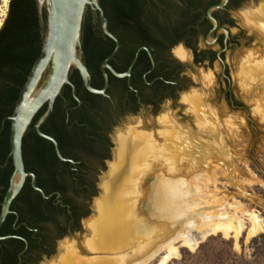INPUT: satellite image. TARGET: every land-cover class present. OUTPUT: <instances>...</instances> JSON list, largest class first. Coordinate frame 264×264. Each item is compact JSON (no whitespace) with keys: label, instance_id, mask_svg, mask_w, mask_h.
<instances>
[{"label":"bare ground","instance_id":"obj_1","mask_svg":"<svg viewBox=\"0 0 264 264\" xmlns=\"http://www.w3.org/2000/svg\"><path fill=\"white\" fill-rule=\"evenodd\" d=\"M2 3L7 6L8 0ZM243 18L264 37V1L255 10H245ZM173 51L181 59L188 58L181 46ZM236 75L240 88L254 100L253 115L264 121V55L247 52ZM210 77L207 74L208 81ZM196 92L183 95L197 116L193 134L181 133L165 113L158 118L161 129L156 138L151 132L137 131V126L118 134L116 161L97 203V216L88 223L86 247L97 254L79 256L73 243L65 242L58 262L51 264H148L156 255L159 259L153 264H166L180 246L195 248L193 232H202L203 237L240 234L244 228L240 217L196 211L200 185L211 181L216 169L234 175L231 151L224 142L225 135L237 137L236 122L228 118L222 130L214 111L207 112V104ZM245 212L250 220L247 235L253 236L263 229V222L257 211Z\"/></svg>","mask_w":264,"mask_h":264},{"label":"trees","instance_id":"obj_2","mask_svg":"<svg viewBox=\"0 0 264 264\" xmlns=\"http://www.w3.org/2000/svg\"><path fill=\"white\" fill-rule=\"evenodd\" d=\"M217 2L219 0H213L207 3L206 7ZM243 2L244 0H229L225 7L236 9ZM117 5L121 12L126 13L123 2H118ZM197 5H200L198 1L189 2V6ZM35 14L32 3L23 4L22 0H10L7 15L0 27V207L13 171L12 159L9 156L10 121L5 120L3 126L1 122L5 116L12 113L20 88L40 52L39 49L25 47L18 49L14 45L30 40V37L26 40L27 35L24 32L37 25ZM107 16L111 19V15L107 14ZM232 24L233 22L229 23V25ZM113 30L111 26L110 31ZM97 34L98 32L93 29L90 15H88L83 24V59L91 75L90 84L93 87L101 88L104 79L99 65L112 51L114 41L109 39V45L102 46ZM116 36L120 47L109 60L116 71L121 72L127 68L135 54V48L143 43L152 48L151 52L155 60L160 58L162 51L156 44L155 35L136 29H125L117 33ZM181 37L182 35L179 34L178 39ZM187 43L190 45L189 41ZM116 56L121 58L122 64H114L113 59ZM146 58L145 51L141 50L136 63ZM169 65L164 63L160 68L166 79L170 77L171 72L163 71V67ZM108 77L109 83L116 79L121 81L120 85L123 89H127L124 78H118L110 72H108ZM69 79L75 86V94L80 100L82 109L108 106L104 102L103 95L91 93L83 86L80 74L76 69L70 73ZM162 84V80H158L155 83V88ZM123 89L121 88V91ZM108 92L113 97V106L120 107L123 98L119 91L107 90V94ZM143 100L146 103L151 101ZM65 101L68 102L67 107L78 103L68 84L62 87L60 94L55 98L52 113L40 126V129L53 136L58 142L61 154L73 158L77 161V166L72 169L69 162L60 160L55 153L53 144L37 134L34 122L45 111L46 104H44L35 114L23 136L22 152L25 169L33 172L36 176L35 184L43 189L46 195H51L47 198L43 197L39 191L32 187L30 177L26 178L22 189L10 205V213L7 214L0 226V236H7L0 239V264H38L43 256H50L54 252L56 241L67 235V227L70 226L72 231L78 229L81 218L89 212L88 203L96 191V182L95 179L87 178L82 171L87 168V165L82 161L84 158L82 151L93 153L95 149L92 145H88L82 136H76V140L69 139L65 124ZM81 113L78 114L81 116L80 122L87 119L84 117V113ZM104 156L105 154L101 153V157ZM88 186H91V191ZM250 245L254 255L263 253L264 231L253 236Z\"/></svg>","mask_w":264,"mask_h":264},{"label":"rangeland","instance_id":"obj_3","mask_svg":"<svg viewBox=\"0 0 264 264\" xmlns=\"http://www.w3.org/2000/svg\"><path fill=\"white\" fill-rule=\"evenodd\" d=\"M263 1L248 0L231 11L233 18V24L229 26L231 33L237 35L240 29L243 33L239 38L238 46L225 52L224 61L229 68L232 90L244 104V110L229 111L221 99L216 103H212L215 74L220 71L218 61H214L212 65L193 64L192 56L189 53L187 59H181L174 54V48L180 46L177 45L172 48L171 52L181 62L185 63L183 75L186 78V86L179 91L173 102L166 99L160 103L155 111L148 110L137 114L122 115L111 132V155L108 158L111 162L116 161L113 156L118 151L116 141L120 132L125 131L128 126H137V131L151 132L150 134L156 138L158 137L157 130L161 129V123L158 120L161 114L165 113L169 117L172 116L171 119L173 123L175 122L174 125L178 127L177 130H183L181 133L191 135L196 131L197 116L194 114V117L188 109L183 95L195 91L200 94L203 104H207V112L214 111L215 113L216 110L220 112L217 115L215 113V120H218V123H224L228 118L233 123L236 122L237 133L235 132V137H237L234 138V136L224 134L226 136L224 145L228 151H231L229 156H231L232 165L235 167L234 175L229 177L223 171L216 169L212 180L200 185V195L198 197L200 203L196 205V211L213 214L223 212L229 216L240 217L244 228L237 237H226L222 233L209 234L203 237L202 242L194 249L180 246L178 254L171 257L166 264H264V252L254 255L253 248L250 245L251 238L264 231V121L253 115L254 100H251V97L240 88L236 75L240 58L247 52L259 57L264 55L263 33H260L258 28L254 26H247L243 18L245 10H255ZM7 12L8 4L4 6L2 0H0V20L2 24ZM199 45H203L202 39L199 40ZM207 74L211 76L209 81L206 78ZM99 169L100 172L95 179L96 191L92 197L98 196L99 178L108 171L106 165L100 166ZM92 197L88 203L89 212L84 216L87 217V221L94 218L95 211L92 209ZM251 209L257 211L260 215L263 229L253 236H248L247 228L250 225V220L245 211ZM89 229L86 224H82V221H80L79 228L73 231L74 235L69 240H61L63 246H65V242L73 243L76 248L86 250L83 251L82 257L95 256L97 253L85 246V240L90 235ZM57 248L58 243L56 241L54 252L46 260H40L38 264L58 262V258L63 254L64 249L57 251ZM158 259L159 255H156L148 264H153Z\"/></svg>","mask_w":264,"mask_h":264},{"label":"flooded vegetation","instance_id":"obj_4","mask_svg":"<svg viewBox=\"0 0 264 264\" xmlns=\"http://www.w3.org/2000/svg\"><path fill=\"white\" fill-rule=\"evenodd\" d=\"M190 1H198L200 5L189 6ZM211 1L213 0H99L104 16L108 20L107 27L109 30L111 26L113 27L114 30L111 32L115 36L117 33H120L125 29H136L143 33L153 34L157 38L156 44L161 48L160 50L162 53L160 54V58L155 60V57L151 52L152 48L144 43L138 45L135 48V53L141 48L138 52V56L140 51L144 50L147 58L136 63L138 59L137 57L135 63L131 67L129 78L118 77L124 78V84L127 85V89H123L122 85H120L121 81L116 79H113L112 82L109 83L108 77V86L105 95H103L105 99L104 102L108 104L107 107L82 109L80 100L76 105L67 107L66 105L68 102L65 101V124L69 139L76 140V136H82L86 139L88 145H92L95 149V152L93 153L82 151V155L84 156L82 161L87 165V168H84L82 171L87 178L90 180L96 179L100 172L99 167L104 166L106 160L110 157L112 145L111 132L122 115L137 114L138 112L142 113V104L144 105V112H147L148 110L155 111L162 101L169 99L173 102L178 96L179 91L186 86V78L183 75L185 63L181 62L171 52L172 48L179 44H182L186 48V50L184 49L185 51L189 50L191 52L193 64L212 65L214 61H218L220 71L215 74L214 97L211 98V102L216 103V101H220L221 99L229 111L236 112L244 110V104L232 90L228 65L225 63V66H223L218 60V51L225 47L224 33L220 31L217 35L216 31H214L210 35L214 41L212 43L206 42L207 35L213 25L206 16V11L209 7H206V5ZM246 1L248 0H244V2ZM22 2L23 4H26L27 2L32 3L36 13L37 25L28 28L27 31L24 32V34L28 36L25 37L26 40L29 37L30 40H25L26 42L24 43L15 44L14 47L18 49L25 47L27 49L40 50L43 40V28L41 27L36 1L22 0ZM118 2L124 3L126 13L120 11L119 6L117 5ZM232 10L235 9L224 7L213 12V16L217 20V28L224 27L229 30L227 48L220 53V56L223 59L225 52L228 49L238 46L239 38L243 33L241 29L237 35H233L230 31L229 23L233 22L231 16ZM107 14L111 15V19H109ZM88 15H90L93 29L98 32L97 37L100 44L102 46L109 45L110 40L112 39L104 33L102 29V19L100 18L99 13L96 17H93L91 9L88 8L86 11V17ZM43 18L46 19L45 13H43ZM164 32H166V34H164ZM179 34L182 35L180 39H178ZM200 39H202L203 45H199ZM188 41L190 42V45H188ZM142 47H147L149 49L152 59L148 52ZM113 62L115 65L122 64V60L118 56L114 57ZM101 63L99 65V70L102 74ZM164 63L170 64L169 66L163 67V71L168 70L171 72L168 79H166L160 71V68ZM109 64L114 68L113 64ZM130 64L131 62L123 71H126ZM106 70L107 73L110 72L108 69ZM158 80H162L163 84L158 88H155V83ZM121 88L123 89L122 91ZM107 90L115 92L119 91L123 98V103L120 107L117 108L113 106V97L109 92L107 94ZM143 99L151 101L146 103ZM79 112H82L81 114L84 113V117L87 119L80 122L79 119L81 116L78 115ZM215 113L216 115L220 114L217 110ZM101 153L105 154V156L101 157ZM65 157L73 160V162H67H69L71 168L74 169L77 166V161L71 157ZM78 161L80 162V160ZM88 189L91 191V186H88ZM67 232V234L73 233L70 226L67 227Z\"/></svg>","mask_w":264,"mask_h":264},{"label":"water","instance_id":"obj_5","mask_svg":"<svg viewBox=\"0 0 264 264\" xmlns=\"http://www.w3.org/2000/svg\"><path fill=\"white\" fill-rule=\"evenodd\" d=\"M38 7V15L43 28L42 35V46L40 52L34 62L31 65L29 73L20 88L16 103L12 110V113L5 116L2 119V124L5 120L10 121L9 131V143L10 151L9 156L12 159L13 171L9 178L8 188L4 194L3 200L0 207V226L4 222L8 213H10V205L14 198L18 195L22 189L26 178L29 176L32 187L39 191L43 197L47 198L51 194L46 195L44 190L35 184L36 176L33 172L25 169L23 152H22V139L26 133L29 125L31 124L35 114L39 109L46 104L45 111L35 120L34 128L37 134L43 138L49 140L54 147L55 153L58 158L62 161L73 162L72 159L63 156L59 150L57 140L44 132L41 131L40 126L46 121L53 110L55 98L60 94L62 87L65 84L71 86V92L73 97L79 101L75 94V86L70 81V73L76 69L81 77L83 86L91 93L105 95L106 88L108 86V69L116 77H130L131 67L135 63L139 48L134 58L131 61L129 68L126 71H116L108 62V60L117 52L119 48V41L117 37L108 29V20L104 16L103 10L99 4V0H35ZM229 0H219V2L210 5L207 8L206 16L212 22V28L210 29L206 42L212 43L213 38H210L211 33L216 31V34L221 31L225 35V47L218 51V60L225 66L224 59L220 56V53L227 48V38L229 37V30L224 27L217 28V20L213 16V12L224 8ZM90 8L93 17H96L99 13L102 19V29L106 35H108L114 41V47L109 55H107L101 63V71L104 78V84L101 88L93 87L90 84L91 75L84 62V51L82 47L83 43V24L86 17V11ZM45 13L46 19L43 18ZM183 49L186 48L179 44ZM144 48L150 58L152 55L147 47ZM192 56L191 52L187 50ZM224 68V67H223ZM143 112L145 111L144 105L142 104ZM221 129L223 130V122L220 123ZM118 141H116V144ZM226 143V142H224ZM116 158V155L113 156ZM110 160H106L105 165L108 167L107 173H103L100 176V187L98 196L92 197V209L95 211L93 219L87 221V217L81 219L82 224H86L94 220L97 216V203L103 197L105 192L104 183L109 177V169L111 167ZM88 222V223H87ZM74 233H69L57 240L58 248L57 251H61L64 246L62 239L69 240ZM7 236H0V239ZM193 244L202 242V232H193L191 236ZM86 242V240H85ZM85 246L86 243H85ZM77 255L82 256L83 248H76ZM87 249H90L87 247ZM48 256H43L42 259H47ZM46 264V263H41Z\"/></svg>","mask_w":264,"mask_h":264},{"label":"snow or ice","instance_id":"obj_6","mask_svg":"<svg viewBox=\"0 0 264 264\" xmlns=\"http://www.w3.org/2000/svg\"><path fill=\"white\" fill-rule=\"evenodd\" d=\"M5 3H7V0H5Z\"/></svg>","mask_w":264,"mask_h":264},{"label":"built area","instance_id":"obj_7","mask_svg":"<svg viewBox=\"0 0 264 264\" xmlns=\"http://www.w3.org/2000/svg\"><path fill=\"white\" fill-rule=\"evenodd\" d=\"M8 3H9V0H8Z\"/></svg>","mask_w":264,"mask_h":264}]
</instances>
